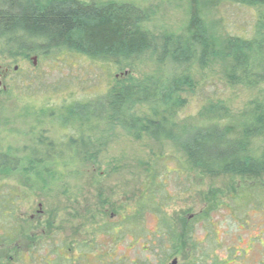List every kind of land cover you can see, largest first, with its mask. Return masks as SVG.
Here are the masks:
<instances>
[{
    "label": "rangeland",
    "instance_id": "rangeland-1",
    "mask_svg": "<svg viewBox=\"0 0 264 264\" xmlns=\"http://www.w3.org/2000/svg\"><path fill=\"white\" fill-rule=\"evenodd\" d=\"M113 1L155 9L149 27L156 34L179 35L189 20L190 0ZM200 2L217 55L189 68L193 87L181 93L180 107L160 116L140 105L134 114L148 121L174 120L177 137L221 125L251 158L263 160L264 134L247 135L244 129L253 117L264 115V83L248 87L234 74L227 39L254 38L256 20L264 21V7ZM11 53L0 42V151L21 164L17 171L0 175V264H194L195 251L187 245H180L166 263L161 260L169 247L158 217L145 216L140 229L129 221L152 167L167 200L165 212L179 232L192 227L195 242L221 264H264V213L255 208L256 198L251 200L255 204L247 203V191L236 193L241 187L264 185V173L207 174L191 164L179 142L128 133L118 124L101 127L110 131L102 132L101 141L79 164L71 159L70 167L62 168L63 160L55 169L61 158L53 159L45 170L53 165L55 177L46 175L41 187L22 169L40 137L63 149L78 138L82 125L63 122L65 108L90 104L127 83L161 80L180 69L167 70L150 60H93L65 49L28 59L12 58ZM218 200L220 205L207 218L191 221ZM243 220L249 224L241 229Z\"/></svg>",
    "mask_w": 264,
    "mask_h": 264
},
{
    "label": "trees",
    "instance_id": "trees-1",
    "mask_svg": "<svg viewBox=\"0 0 264 264\" xmlns=\"http://www.w3.org/2000/svg\"><path fill=\"white\" fill-rule=\"evenodd\" d=\"M228 1L246 8L264 7V0ZM154 16L155 9H142L137 4L113 0H0V42L12 50V58L28 59L33 54L46 56L51 51L65 49L93 60H150L167 70H181L161 80L147 79L127 83L116 90L109 89L104 98L95 99L90 104H76L65 108L60 115L61 120L70 123L72 127L74 121L75 125H82L77 128L78 138L70 139L63 149L42 136L38 139L37 151L27 154L26 163L21 165L24 173L30 175V180L36 182L38 187L46 184V175L55 177L54 167L56 169L62 165L59 161H65L62 165L64 168L70 167L68 160L75 159L78 164L85 160L91 146L94 147L101 141L102 132L105 134L110 131L101 130L105 124L108 127L106 129L118 124L128 133L179 142L191 164L207 174L264 173V159L251 158L243 143L231 138L230 131L221 125L199 127L188 135L177 137V124L174 120L148 121L135 116V109L140 105L149 106L160 116L180 107L181 93L193 87L188 74L189 68L194 64L204 65L217 55L216 45L202 14L200 0H190L189 20L183 33L179 35L154 33L149 27ZM252 37L254 38L228 36L227 52L234 62V74L246 86L257 87L264 83V21L256 20ZM244 130L247 135L264 134V115L253 117ZM56 158L61 160L54 167L51 165V170H45ZM20 164L11 154L0 151V175L17 171L15 167ZM61 170L60 168L59 171ZM148 173L136 208L129 219L134 228L140 229L139 225L147 215L159 218L167 240L166 248L169 247V255L165 254L161 258L165 263L180 245H187L195 251L194 264H221L195 242L192 227L186 226L183 232L178 231L165 212L167 200L160 191V185L156 184L158 176L155 169L152 167ZM245 191L251 196L246 197L247 203L255 204L256 198L255 208L264 213V197H258L264 195V185L241 187L236 193ZM219 201L208 206L206 212L194 215L191 221L207 218L206 215L220 205ZM124 220L126 221L123 217ZM242 222L244 224L241 229L249 224L247 220ZM111 232L116 234V230L112 229Z\"/></svg>",
    "mask_w": 264,
    "mask_h": 264
},
{
    "label": "water",
    "instance_id": "water-1",
    "mask_svg": "<svg viewBox=\"0 0 264 264\" xmlns=\"http://www.w3.org/2000/svg\"><path fill=\"white\" fill-rule=\"evenodd\" d=\"M36 61H37V59H36V58H34V59H33V62H34V63H36Z\"/></svg>",
    "mask_w": 264,
    "mask_h": 264
},
{
    "label": "flooded vegetation",
    "instance_id": "flooded-vegetation-1",
    "mask_svg": "<svg viewBox=\"0 0 264 264\" xmlns=\"http://www.w3.org/2000/svg\"><path fill=\"white\" fill-rule=\"evenodd\" d=\"M11 260H12V258H11Z\"/></svg>",
    "mask_w": 264,
    "mask_h": 264
}]
</instances>
